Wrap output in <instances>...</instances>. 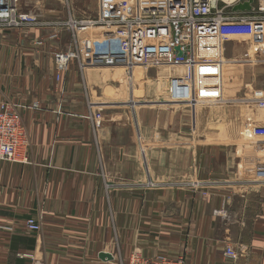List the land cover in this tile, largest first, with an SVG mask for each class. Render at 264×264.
<instances>
[{
    "label": "crops",
    "instance_id": "0c3cea01",
    "mask_svg": "<svg viewBox=\"0 0 264 264\" xmlns=\"http://www.w3.org/2000/svg\"><path fill=\"white\" fill-rule=\"evenodd\" d=\"M147 1L23 0L38 24L0 31V104L20 116L28 159L0 161V264H120L134 251L189 264H264V163H242L248 158L227 134L197 149L192 171L173 162L164 170L168 107L155 108L147 88L130 89L115 106V44L92 39L99 29L72 35L43 25L122 17ZM67 50L76 57L57 71L54 55ZM220 209L227 218L214 215ZM29 218L39 234L26 229ZM227 247L237 260L224 256Z\"/></svg>",
    "mask_w": 264,
    "mask_h": 264
},
{
    "label": "built area",
    "instance_id": "2783aa9c",
    "mask_svg": "<svg viewBox=\"0 0 264 264\" xmlns=\"http://www.w3.org/2000/svg\"><path fill=\"white\" fill-rule=\"evenodd\" d=\"M23 0H0V31L17 30L37 25L29 13L20 9ZM248 0H148L137 11L122 17L74 19L43 24L78 31L102 29L115 39L118 56L129 57L138 64L155 63L168 68L164 92L170 102L218 104L226 102L222 89V62L218 53L222 45L234 38L259 39L264 47V0H253L249 11H234ZM55 34L52 35V38ZM221 55V54H220ZM76 57L74 51L54 55L57 71L67 69ZM264 65V59L258 60ZM179 73H177V71ZM56 80H59L56 77ZM243 101V100H242ZM244 101L264 109V80L251 89ZM103 107L92 115L93 125L100 128ZM23 124L20 116L7 104H0V161L27 164L23 153ZM214 215L225 219L227 211ZM26 229L41 232V224L33 218L25 221ZM224 256L235 261L239 254L227 247ZM120 264H189L183 257L168 258L158 254L145 257L134 251Z\"/></svg>",
    "mask_w": 264,
    "mask_h": 264
},
{
    "label": "rangeland",
    "instance_id": "374dc122",
    "mask_svg": "<svg viewBox=\"0 0 264 264\" xmlns=\"http://www.w3.org/2000/svg\"><path fill=\"white\" fill-rule=\"evenodd\" d=\"M94 32L91 35L92 39H101L108 45L115 44V39L104 30ZM260 43L262 41L256 38L241 37L222 45L221 55L220 53L217 55L220 56L219 61H223L222 89L226 102L218 104L170 102L163 85L168 68L155 63L138 64L122 55L118 56L120 65L115 56L116 65L120 67L116 68L114 76V80L119 82L117 88L120 87L119 84L121 87L115 91L116 96H112L115 100L110 101L116 106L115 101L123 100L128 96L130 89L131 92L136 90L135 93L139 94L147 88L153 95L154 107L158 105L168 107V115L173 124L168 130L164 129L166 143L159 145L160 148L164 147V170L166 164L170 167L173 162V167L179 163L184 171H192L195 167L194 161L200 153L197 149L203 150L207 143L225 141L227 134H231L238 144L236 150L239 158L241 152L248 158L242 159V163L244 161H249L250 165L256 162L264 163V109L244 101L249 97L251 89L260 87L264 80V65L261 61L257 62L264 59V47L258 45ZM173 110L175 113H171ZM153 119H156L155 115ZM155 131L159 133L158 130ZM247 134L251 137L247 138ZM145 157V154L139 156V159H142L140 160L142 167ZM177 157H180L179 162Z\"/></svg>",
    "mask_w": 264,
    "mask_h": 264
},
{
    "label": "water",
    "instance_id": "95a60500",
    "mask_svg": "<svg viewBox=\"0 0 264 264\" xmlns=\"http://www.w3.org/2000/svg\"><path fill=\"white\" fill-rule=\"evenodd\" d=\"M249 3L243 4V5H238L236 6L233 10L234 11H249L250 10V4L253 2V0H248ZM101 259H107L110 258L109 255L105 254H100L99 256Z\"/></svg>",
    "mask_w": 264,
    "mask_h": 264
},
{
    "label": "bare ground",
    "instance_id": "6f19581e",
    "mask_svg": "<svg viewBox=\"0 0 264 264\" xmlns=\"http://www.w3.org/2000/svg\"><path fill=\"white\" fill-rule=\"evenodd\" d=\"M263 44V43H262Z\"/></svg>",
    "mask_w": 264,
    "mask_h": 264
}]
</instances>
